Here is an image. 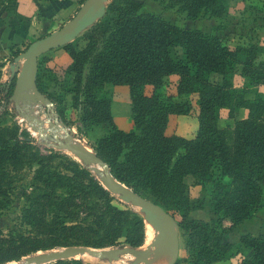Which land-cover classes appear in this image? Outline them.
Returning <instances> with one entry per match:
<instances>
[{
	"label": "trees",
	"instance_id": "obj_1",
	"mask_svg": "<svg viewBox=\"0 0 264 264\" xmlns=\"http://www.w3.org/2000/svg\"><path fill=\"white\" fill-rule=\"evenodd\" d=\"M224 1L167 0L166 5L194 19L201 13L225 15ZM84 36L80 49L70 43L61 46L70 57L62 75L71 81V87L62 85V89L71 94L82 127L105 125L106 133L90 147L113 177L178 215L185 255L173 264H212L240 247L250 256L242 257L239 264H264V231L251 235L237 227L264 209V93L257 89L264 85L260 58L264 48L251 42L230 47L215 35L179 28L153 12L140 11L134 0L109 1ZM38 69L37 60L38 90L68 125L57 107L60 100L42 88ZM233 74L242 80L240 85L231 80ZM168 77L174 78L167 83L172 94L160 91ZM106 83L128 88L131 127L127 130L111 119L109 99L100 94ZM145 85L151 87L149 94L142 92ZM0 91H5L6 101L10 88L0 83ZM191 96L194 135L167 134V116L188 113L192 107L185 99ZM240 108L247 109V115L237 119ZM222 109L233 119L231 128L218 126ZM30 144L28 133L16 123L0 126V210L21 170L35 165L30 190L22 193L19 226L5 234L0 231V264L67 245L102 248L144 243L142 217L115 206V196L85 165L52 149L40 153ZM187 176L204 190L200 198H188ZM195 213H205L206 218Z\"/></svg>",
	"mask_w": 264,
	"mask_h": 264
},
{
	"label": "rangeland",
	"instance_id": "obj_2",
	"mask_svg": "<svg viewBox=\"0 0 264 264\" xmlns=\"http://www.w3.org/2000/svg\"><path fill=\"white\" fill-rule=\"evenodd\" d=\"M68 1V4L65 7L63 6L64 8L58 10V12L51 16L49 20H43V18L40 17V14L37 11L39 8H35V10L31 12V16L29 17V19L33 21L32 33L30 34V36L25 38L20 45H10L8 47L0 46V66H3L7 60H10L14 56V51H22L30 41L58 28L71 15H73L81 2L79 0ZM109 1L111 0H108L107 3ZM134 1L140 4V11L153 12L179 28L198 29L202 32L215 35L224 44L230 47H234L237 44L244 45L249 42L258 44L260 40L259 38L261 36L259 30L264 27V0H225L224 5L226 6L227 10L225 15L221 17H208L205 13H201L194 19L187 18L183 12L176 10L175 7H167V0ZM5 2V0H0V22H6L9 19L13 20L14 22H22V20L24 19L22 18V14H19L20 16L15 17L10 16L11 18L7 15L5 10L2 9V6ZM254 17L256 19L260 18V20H254ZM85 31L86 29L83 30L71 42H69L72 48L80 49L84 46ZM49 51L52 52L47 51L38 57V77L40 84L45 92L54 95L57 99L60 100V102L57 103V107L63 111L64 116L68 122L67 126L72 130L73 138L76 141L84 144L87 148L91 149L90 144L93 143L98 137L106 133V127L102 123H89L87 127H82L80 125L78 120L79 111L72 107V101L70 98L71 94L69 92H65L62 89V85L71 87V81L69 80L70 76L62 75V69L66 67L70 62V57L67 53L68 50L66 48H61L55 51H53V49ZM2 52H4L5 54H2ZM5 55L7 56L5 57ZM173 79V77L166 78L165 84H167L168 82H172ZM231 80L235 85H237L239 77L233 74L231 76ZM5 82V78L1 77L0 72V83L4 85ZM113 86H118V88H114ZM147 87L148 86L145 85L142 88V92L144 94L150 92L148 90L149 88ZM160 91L166 94H172L173 88L170 84H167L165 86H162ZM100 94L109 99L107 106L113 123L118 128H124L126 130L129 129L131 127V118L127 86L112 85L106 83L103 85ZM4 97L5 91H0V126H11L13 123H16L20 127V129H24V131L28 133L29 137L31 138V148L37 149L38 152L43 154L47 153L48 149H52L54 151H58L59 153H64L75 160L72 155L68 154L65 151L56 150L49 145L43 144L41 139L38 138L37 134H32V130L28 127V125L25 124L24 121L20 120V117L17 114V110L13 107L11 102H9L8 100L5 101ZM6 97H8V94ZM185 100L189 101L192 108L186 114H169L171 115L170 119H168L167 116V122L165 126V132L167 134L179 133L177 135L183 134V137L186 138H190L194 135L196 128L194 97L191 96L186 98ZM115 121H119L118 125ZM125 122H128L129 124H126ZM31 166L32 168H25L21 170L18 178L11 185L12 189L9 192L8 202L6 206L0 210V231L2 234H5L6 231L10 228L19 226L20 208L24 203L22 193L28 192L30 190V177L32 169L35 167V165L32 164ZM192 181L193 179L190 176L185 177V183L187 185V195L190 200L198 199L202 195H204V190L202 189V187L197 184H192ZM115 198L117 199V201L113 202L115 206L121 209H127L141 216L137 208L123 203L116 196ZM259 209L254 217L245 220L240 226H237L238 230H240L241 232H249L251 235H256L260 231H263L264 212H261V208ZM173 215L175 219H179L178 215ZM195 215L206 218L205 213H195ZM146 227L147 225L144 224L145 238L144 243L140 246V248L142 249L145 248ZM41 252L42 251H38L37 253ZM184 255L185 253L181 249V242L179 241V251L177 257H182ZM22 258L23 257L16 261H20ZM73 259H78L80 261V264H125L132 260L128 256H120L116 261H107L105 259L99 260L85 255H76L73 256ZM12 263L13 261L6 264Z\"/></svg>",
	"mask_w": 264,
	"mask_h": 264
},
{
	"label": "water",
	"instance_id": "obj_3",
	"mask_svg": "<svg viewBox=\"0 0 264 264\" xmlns=\"http://www.w3.org/2000/svg\"><path fill=\"white\" fill-rule=\"evenodd\" d=\"M108 0H82L73 15L58 28L30 41L22 51L14 55L9 64L6 88H10L7 100L17 110L21 121L37 134L42 143L56 150H63L85 165L101 185L123 203L137 208L143 223L155 230V235L144 249L121 244L114 247L94 248L84 245H67L55 250H44L23 256L12 264H47L73 256H89L99 260L116 261L120 256H129L132 260L125 264H155L162 247L169 242L171 249L164 264H173L179 251V231L174 215L160 205L147 199L110 173L109 168L95 152L73 138L72 130L63 123L51 100L36 86L38 57L45 52L61 47L83 30L100 19ZM150 248L152 252H150ZM151 255V257H149Z\"/></svg>",
	"mask_w": 264,
	"mask_h": 264
},
{
	"label": "crops",
	"instance_id": "obj_4",
	"mask_svg": "<svg viewBox=\"0 0 264 264\" xmlns=\"http://www.w3.org/2000/svg\"><path fill=\"white\" fill-rule=\"evenodd\" d=\"M67 2L69 1L68 0H49V1L8 0L6 1L4 5L2 6V9L5 10L7 15L9 17L10 16L15 17V16H20L19 14H22L23 15L22 18L24 19L22 20V22L20 21L14 22L13 20H10V19L6 22H0V46L8 47L10 45H20L21 42L24 41L25 38L30 36V34L33 31V21H31L29 17L31 16V12H33L35 8H39L37 11L40 14V17L43 18V20H49V18L53 16L56 12H58V10H60L61 8H64L68 4ZM254 20H260V18H257ZM259 33L261 34V36L259 38L260 40L258 44L264 48V27L259 30ZM58 49H61V47L55 48L53 49V51L58 50ZM48 52H52V51H48ZM2 54H5V53L2 52ZM6 56L7 55H5V57ZM260 58L264 60V51L260 55ZM10 60H7L5 64L2 67H0L1 77L5 78V80H7L8 78L7 65L9 64ZM238 82H237V85H240L242 80H240L239 78ZM147 86H148L147 88H149L148 90L150 91L151 87L149 85ZM113 87L118 88V86H113ZM257 89L264 93V85L257 87ZM147 94L149 93L147 92ZM246 115H247V109L240 108L237 111L236 117L237 119H242L246 117ZM170 116L171 115H168V119H170ZM115 122L118 125L119 121H115ZM125 123L129 124L128 122H125ZM232 124H233V119L227 118L225 116V110L222 109L220 111V117L218 119V126L220 128H224L226 126L231 128ZM121 129L126 130L124 128H121ZM175 134H179V133H175ZM180 135L184 136L183 134H180ZM259 210H257V212ZM261 212H264L263 208H261ZM263 231H260V232H263ZM248 256H250V252L246 250L245 248L240 247L229 258L222 260V261L214 262L212 264H239L242 257H248Z\"/></svg>",
	"mask_w": 264,
	"mask_h": 264
},
{
	"label": "bare ground",
	"instance_id": "obj_5",
	"mask_svg": "<svg viewBox=\"0 0 264 264\" xmlns=\"http://www.w3.org/2000/svg\"><path fill=\"white\" fill-rule=\"evenodd\" d=\"M145 225H147V227H146V242H145V246H146L147 244H149L150 240L155 235V230L153 228H151L147 223H145ZM140 249H142V248H140ZM152 249L153 248H150V252H152ZM170 249H171L170 243L167 242L162 247V249H161V251L159 253V257H158L157 261H155L154 263L155 264H164L167 261V259H168V256H169V253H170ZM149 257H151V255ZM130 259H132V258H130Z\"/></svg>",
	"mask_w": 264,
	"mask_h": 264
}]
</instances>
